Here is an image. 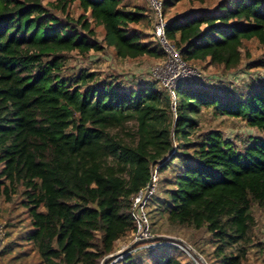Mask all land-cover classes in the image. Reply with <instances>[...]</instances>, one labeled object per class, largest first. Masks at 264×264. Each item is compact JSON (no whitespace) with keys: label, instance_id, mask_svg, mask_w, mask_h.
Returning <instances> with one entry per match:
<instances>
[{"label":"trees","instance_id":"trees-1","mask_svg":"<svg viewBox=\"0 0 264 264\" xmlns=\"http://www.w3.org/2000/svg\"><path fill=\"white\" fill-rule=\"evenodd\" d=\"M45 1L0 0V197L23 198L30 223L23 242L42 264H103L136 231L133 197L156 167L159 174L180 160L167 193L169 224L204 230L215 245L213 264H245L262 245L253 208L264 212V88L238 99L233 90L200 87L201 77L182 78L174 99L158 81L127 88L88 70L65 77L73 52L109 51L130 61L166 53L154 37L131 28L149 17L152 23L143 6ZM163 2L165 12L172 0ZM75 4L77 18L70 14ZM165 33L184 63L235 72L247 42L264 48V0H221L168 19ZM214 81L224 78L207 79ZM204 108L240 119L263 137L241 150L219 129L193 140ZM144 246L136 244L119 264H138L141 251L149 264H184L173 245Z\"/></svg>","mask_w":264,"mask_h":264},{"label":"rangeland","instance_id":"rangeland-1","mask_svg":"<svg viewBox=\"0 0 264 264\" xmlns=\"http://www.w3.org/2000/svg\"><path fill=\"white\" fill-rule=\"evenodd\" d=\"M49 1L54 0H46L44 4H47ZM220 1L182 0L177 2L172 0L171 6L165 10L166 18L168 20L176 15L200 8L213 9ZM123 4L128 6L129 9H134L135 6L139 5L149 11L146 0H123ZM55 13L59 14L57 11ZM81 13L82 11L78 5H73L70 11L71 16L77 18ZM131 28L144 32L148 37L152 38L154 36L153 24L150 17L142 23L131 25ZM97 38L99 40L102 39V31L99 28H97ZM243 53V65L235 72L226 73L215 67H209L206 64L200 63L193 65L185 63L183 64L185 69L177 70L173 65L169 67L168 56L162 59L142 58L130 61L119 60L113 57L109 51L103 53L92 52L88 56H80L76 52H73L67 54V61L64 64L62 75L70 77L77 75L82 70H88L89 72L98 74L102 80L113 79L121 82L127 88L134 87L139 83V80H152L158 81L161 86L166 87L170 91L169 88L180 81L178 79H181V76H186L187 70H195L201 74L200 77L202 79L197 82L200 87L211 86L221 94L225 91L233 90L239 99L244 93L264 88V48L257 40H252L245 44ZM246 54H249V56L246 57ZM209 78L215 80L224 78V81L207 82ZM198 121L199 127L192 137L193 140H196L199 135L210 130L219 129L226 137L235 142L241 150L247 142L254 138L263 137V133L249 127L246 122L229 116L216 115L212 109L204 108L198 116ZM130 126L133 128V124H130ZM175 143H179V140H175ZM181 167V161L175 160L173 164L158 174L160 185L155 197L149 202L147 207L154 241L161 242L165 240V245L180 241L187 242L194 250L190 248L184 251L180 244L178 246L175 243L173 246L179 248L181 252L174 250L172 254L179 257L184 264H213L214 259L212 254L215 245L204 230L196 231L194 229L179 228L171 226L168 222L167 209L169 196L167 193L168 189L171 188L170 185L173 182L174 175ZM22 200L23 198L18 195L13 198L12 202L8 203L4 198L0 197V264H42L34 247L31 244L23 242L30 228V223L26 210L21 207ZM253 214L258 221L256 242H261L262 245L250 250L245 264H264V212L255 206ZM136 244L134 243L133 235L124 238L117 245L116 258L114 257L109 260L107 258L103 264H119L126 254L134 250L132 248ZM21 253L23 254L21 255ZM139 254H137L138 257L136 258L138 264H149L147 253L141 251ZM1 256L7 258L2 260ZM14 256L20 257L14 259Z\"/></svg>","mask_w":264,"mask_h":264},{"label":"built area","instance_id":"built-area-1","mask_svg":"<svg viewBox=\"0 0 264 264\" xmlns=\"http://www.w3.org/2000/svg\"><path fill=\"white\" fill-rule=\"evenodd\" d=\"M146 2H147V7L151 12V19H152L153 31H154L153 37L164 49L166 56H168L169 67L173 65V67H175L177 70L185 69L183 66V64L185 63L182 61L179 52L172 44L169 43V41L166 38L165 28L167 24V18L164 12L163 0H146ZM200 76L201 74L195 70H189V71L187 70L186 76H181V79L195 78V77L197 78ZM178 80H180V78ZM176 84L177 83H175L174 86H171L170 88L167 86L170 89V93L171 95H173L174 99L175 96L172 90L173 88H175ZM158 188H159V176H158V167H156L152 172V178L150 183L133 197L132 216L136 226V231L133 235L134 243L145 244L144 247L148 249H155L166 244L164 243L166 242L165 240L163 242L154 241L151 221L147 212L148 204L155 197ZM175 243H170V244L173 245ZM179 244L181 248L184 249V251L191 248L182 245V241L176 243V245L178 246Z\"/></svg>","mask_w":264,"mask_h":264},{"label":"crops","instance_id":"crops-1","mask_svg":"<svg viewBox=\"0 0 264 264\" xmlns=\"http://www.w3.org/2000/svg\"><path fill=\"white\" fill-rule=\"evenodd\" d=\"M2 257V256H1ZM7 257H2V260L6 259Z\"/></svg>","mask_w":264,"mask_h":264},{"label":"water","instance_id":"water-1","mask_svg":"<svg viewBox=\"0 0 264 264\" xmlns=\"http://www.w3.org/2000/svg\"><path fill=\"white\" fill-rule=\"evenodd\" d=\"M104 261H105V260H104ZM104 261H103V262H104Z\"/></svg>","mask_w":264,"mask_h":264}]
</instances>
